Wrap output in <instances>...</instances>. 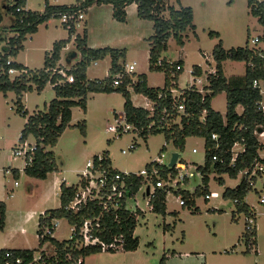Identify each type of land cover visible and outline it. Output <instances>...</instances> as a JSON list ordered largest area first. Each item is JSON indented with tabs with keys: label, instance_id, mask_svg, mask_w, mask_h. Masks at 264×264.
<instances>
[{
	"label": "rangeland",
	"instance_id": "374dc122",
	"mask_svg": "<svg viewBox=\"0 0 264 264\" xmlns=\"http://www.w3.org/2000/svg\"><path fill=\"white\" fill-rule=\"evenodd\" d=\"M2 1V0H0ZM75 0H51V3H72ZM264 1V0H263ZM32 10H42L44 0H28ZM166 5L175 9L190 6L193 11L194 29L184 32V44H176L173 37L167 41V48L161 57L167 61H182V72L177 79L178 88L194 85L201 89L206 83V74L214 69L212 49L219 42L226 50L244 46H255L251 39L262 31V24L253 16L247 5V0H165ZM109 4H93L84 11V18L74 26V32L79 34L87 28L89 45L93 48L117 47L124 50L118 64L124 65L135 61L133 76L147 73L149 85L163 86L164 72L150 70L149 37L153 34L150 20L129 15L127 22L116 20L111 13ZM167 16V12L164 13ZM10 15H4L0 26V48L11 34L7 28ZM210 31H216L218 36H211ZM76 32L74 33V35ZM68 36L67 29L59 18H51L40 23L36 32L29 34L23 41V49L15 59L31 70L43 66L44 55L55 40ZM264 48V42L258 44ZM257 46V45H256ZM66 47V46H65ZM74 48L66 50L60 65L69 68L74 64L66 62V54ZM61 59V57H60ZM59 59V61H60ZM194 65H200L203 72L197 77L191 73ZM110 57L94 61L86 69L87 79H102L110 70ZM226 76L242 74L245 69L244 61L225 59L222 63ZM13 77V75H12ZM11 77V79H13ZM264 89V82L262 83ZM129 90L130 86L127 87ZM174 94L179 89H174ZM55 97L53 86L46 82L41 91L33 88L23 94L21 101L28 112L45 110L49 102ZM131 100L136 106L153 111L152 102L140 94L131 91ZM264 101V93L262 94ZM16 96L13 91L5 94L0 91V201L6 205L5 226L0 230L1 248H29L35 253L44 248L52 252V245H39L37 238L38 219L41 211L59 206V187L53 185L55 178H62L67 185L76 183L86 167L87 160L106 154L113 168L120 171L136 173L144 170L147 163L159 160L168 166L173 152L178 153L177 163L182 161L186 169L178 170L186 173L188 181H180L178 187L190 192L201 183L197 165L204 162V146L201 137L186 138L184 148L175 150L171 142H166L163 132L152 133L143 138L137 131L129 129L117 132L111 131L108 125H116V118L120 124L126 122L123 117L124 97L121 92H90L87 96L86 110L80 106H73L70 125L60 134L53 147H47L53 153L58 169L48 172L45 179L31 177L22 169L23 158L12 155L23 142L18 138L23 127L24 118L16 111ZM212 107L223 116L226 110L225 92L218 93L211 101ZM29 113V114H30ZM120 115V116H119ZM178 122V119L175 120ZM80 123L85 124V134L81 133ZM259 140L264 145V132H257ZM131 142L137 145L128 149ZM26 143L33 144L34 138L28 137ZM165 145V148H162ZM197 149L192 152V148ZM234 147V152L240 149ZM122 149L126 152L123 153ZM264 157V150L259 152ZM263 170L253 177V186L247 192L244 200L255 209L256 246L248 254H244L246 245L240 238L244 229L245 216L235 211V205L230 199L222 197L225 187H234L243 177L238 173L235 179L223 174L224 183L220 185L215 173H210L208 191L211 196L204 198V194L195 197V205L181 206L178 195L171 189L166 195V212L164 215L151 211L143 196L145 186L136 194L135 200L129 199L131 207L139 206L143 216H138L134 234L139 243L135 250L99 251L85 257L84 264H161L168 259L186 253L184 258H175L169 264H264V203L259 202V196L264 194V163ZM20 168L18 176L10 167ZM175 178V177H174ZM176 179L179 180L178 177ZM18 184L15 185L14 181ZM235 214L236 220H232ZM70 231L66 219L56 220L52 236L57 240L69 238ZM191 255V257H190ZM204 261V263H202Z\"/></svg>",
	"mask_w": 264,
	"mask_h": 264
},
{
	"label": "trees",
	"instance_id": "16d2710c",
	"mask_svg": "<svg viewBox=\"0 0 264 264\" xmlns=\"http://www.w3.org/2000/svg\"><path fill=\"white\" fill-rule=\"evenodd\" d=\"M25 2L26 0L0 1V26L4 15L11 17L9 25L4 28L11 34L0 48V91L4 94L7 91L15 93L16 111L25 119L18 140L24 142L28 137L34 138L35 147L31 153V160L23 169L27 175L44 179L48 172L58 169L53 153L47 147H53L64 129L71 126L73 106H80L83 111L86 110L87 96L90 92H121L124 97V120L143 138H147L152 133L163 132L165 141L171 142L175 150L184 148L187 137L196 136L203 139L204 162L196 167L201 183L192 192L179 187L176 189L169 187L173 192L180 193L183 197L181 206L195 205V197L202 193L204 198L208 199L205 195L210 193L208 191L210 173H215L217 182L222 185L224 183L223 174L235 179L238 173L250 168L256 161L264 163V157H260L259 154L261 150H264V145L257 134L258 128H262L264 131V108H262L264 101L259 87L253 85V80L264 79V56L259 55L260 52L264 53L263 49L255 46L250 47L246 42L244 46L226 50L219 40L212 49L214 70L206 74V83L202 85V89L199 90L194 85L178 88L177 79L182 72V61H167L161 57V53L166 50L170 37L174 38L176 44L182 46L184 32L194 29L193 11L190 6H181L175 9L171 5H166L165 0H75L68 4H51L48 0H44L43 10L39 11L26 9ZM131 3L136 4V13L139 18L152 22L153 34L149 37L148 63L150 70L164 72L163 86H149L144 73L137 74L134 82H131V79L127 77L123 84L112 86V75L121 69L117 60L120 55L124 54V50L109 46L89 47L87 29L84 27L80 34L75 35L74 49L66 56L67 62L72 57L78 56L77 61L66 70L68 74L73 75V81L54 85L55 97L49 102L47 108L29 114L21 101L23 94L33 88L37 91L43 89L49 80L50 68L54 67L60 58V52L66 46L71 34L74 33V28L67 29L69 34L67 38L53 42L50 53L46 52L44 55L43 66L36 70H31L13 59L23 49V41L26 37L36 32L40 23L51 18H58L64 12L85 11L93 4H110L112 16L118 21H124L126 6ZM247 5L250 13L256 16L264 26V1L247 0ZM165 12H167V16L164 15ZM209 34L218 36L216 31H210ZM107 55L110 57L109 74L102 79H87L86 69L91 61L103 59ZM225 59L244 61V73L226 77L222 70V62ZM8 60H10L9 63H7ZM176 64L181 65L180 69H175ZM10 67L23 72L11 79L8 74ZM172 72H174L173 77L171 76ZM192 74L197 77L201 76V67L194 65ZM172 80H174L173 83ZM127 85H130V90ZM171 87L179 89L178 96H172ZM131 91L143 94L149 99L152 102L153 111L150 112L147 108L135 106L131 100ZM222 91L226 96L224 116L211 106V100ZM178 103L184 105L183 111L177 110ZM237 106H242L241 113L236 111ZM176 119L178 122L175 121ZM79 126L81 133L85 134V124L80 123ZM212 134L216 135L215 139L212 138ZM133 143L134 146L137 145L136 142ZM235 143L240 145L241 149L234 156L232 147ZM162 148H165V145ZM92 160L94 169H106L108 175L119 172L118 169L112 167L111 160L106 154L102 155L100 159L95 156ZM153 168H156L158 176L165 180L169 175L172 178L175 177L178 172L175 164L167 166L156 160L147 163L144 167L149 173ZM13 172L15 176H18L19 173L16 169ZM156 178L153 176L152 183ZM142 180V176L136 174L127 178L126 183L130 192L135 193ZM182 181L187 182V177L184 176ZM86 182L80 176L76 183L67 185L62 182L60 184L59 206L45 209L43 213H40L37 234L40 235L44 227L49 225L53 219L64 218L70 223L79 225L87 217L99 215V228L95 231V235L105 243L111 242L116 237L121 240L116 241L117 244H121V247L106 250H102L99 244L79 247L81 241L79 236L60 241L51 235L37 237L39 245L48 242L61 256L69 253L71 258L76 259L81 256L83 260L87 255L99 251L135 250L139 239L134 234V229L138 222L137 217L143 216L141 210L138 209L134 213L120 207L100 214L101 206L97 199L87 202L77 212L66 209V205L73 198L76 189L79 186H85ZM179 184L180 181L177 186ZM252 186L246 175H243L236 186L224 188L222 197L233 202L236 212L243 213L245 218H252L255 222V209L244 200ZM167 193L168 188L165 187L154 189L149 199L151 211L161 215L165 214ZM4 226L5 203L0 201V230ZM242 240L246 245V252L254 249L256 226L249 228L248 222L244 221ZM7 249L24 256L25 259L31 258L33 254V250L29 248H1L0 264H2L4 252ZM164 258L161 260V264H165Z\"/></svg>",
	"mask_w": 264,
	"mask_h": 264
},
{
	"label": "built area",
	"instance_id": "2783aa9c",
	"mask_svg": "<svg viewBox=\"0 0 264 264\" xmlns=\"http://www.w3.org/2000/svg\"><path fill=\"white\" fill-rule=\"evenodd\" d=\"M61 21V24L66 28L69 29L71 27L74 28V26L78 25L81 20L84 18V11H70V12H64L60 14L58 17ZM252 43L255 45V47H258L260 49H263V47L259 46L258 44L261 42H264V26H262V31L260 34L256 35L251 39ZM257 45V46H256ZM259 55L261 57L264 56L263 52H260ZM10 60L7 61L9 63ZM135 61L129 64L121 65V69L116 71L112 75V81L111 85L116 87L124 83L125 79L129 77L131 79V82H134L136 80V76H133L132 73L134 72L135 68ZM181 65L176 64L175 69H180ZM66 67H63L60 64H55L54 67L50 68L49 70V80L50 84L52 86L62 84L63 82H72L73 81V75L67 73ZM21 70L15 69L10 67L8 69V74L10 78H14L15 76L19 75ZM192 73V70H191ZM57 75V77H55ZM171 76H174V72L171 73ZM55 77V78H54ZM172 83L174 80L171 81ZM264 82V79H255L253 80V85L259 87L260 93H264V89H262V83ZM176 83V82H175ZM130 85H127V87ZM174 89H178L176 87H171L170 92L172 96H178V94H174ZM202 89V88H201ZM199 89V90H201ZM264 108V107H262ZM177 110L183 111L184 105L182 103L177 104ZM120 116V115H119ZM121 118L124 119V117L121 116ZM117 124L116 125H108L109 130L117 132L118 129L123 131L134 129L130 124L125 123L124 125L120 124V119L116 118ZM201 120H203V117H201ZM161 127V126H159ZM264 132V131H263ZM212 138H216L215 134L211 135ZM238 145L235 143L232 147V150L234 152V147ZM35 147V144L26 143V141L23 142L22 147H17L12 155V158H15L16 156H22L23 158V167L24 169L25 165L31 160V153ZM134 143L131 142L128 145V149L134 148ZM241 149V148H240ZM239 149V150H240ZM238 150V151H239ZM197 149L195 147L192 148V152H196ZM237 151V152H238ZM122 152L125 153L126 151L122 149ZM237 152H234V156ZM100 159L101 157H97ZM178 159V157H177ZM176 162L174 163L175 166L178 168L181 167V169H186L185 162ZM213 159H215V156H213ZM157 161V160H156ZM157 162H160L159 160ZM161 163V162H160ZM178 165V166H177ZM169 166V165H168ZM86 167L80 176L84 178L87 182L85 186H79L78 189H76L73 198L68 202L66 205V209L77 212L79 211L83 206L87 204L89 201H93L94 199H97L98 204L101 206L100 214L104 211L109 212L110 210H115L120 207H123L124 209L136 213V211L140 209L139 206L135 205V207H131L128 204L129 199L135 200L136 194L140 191L142 186H145V191L143 196L146 197V202L149 205V208L151 209V205L149 202L150 194L154 191L156 187H165L168 188V191H170L169 187H173L174 189L178 188L177 183L178 181H182L184 176L188 177L186 173L182 174L179 170L177 172V175L175 178L168 176V179L160 178L157 174V169L153 168L151 172H147L145 169L136 173L127 172V171H120L115 172L111 175H108V172L101 169H94L93 168V160H87ZM4 169V166H0V170ZM9 169L6 168L4 171H8ZM11 170V168H10ZM263 167L261 165L260 161H256L250 168H247L243 171H241L244 175H246V178L250 185H253L252 179L255 177L256 174L259 172H262ZM132 174L141 175L143 180L139 187V189L132 193L130 192V189L127 187L126 180L129 178ZM153 176L157 177L155 182L152 183ZM176 177L179 178L176 179ZM14 184H18L17 180L14 181ZM149 187L148 193H146V189ZM178 195V203L181 205L183 203V197L181 194ZM211 196V192L207 195H205L206 198H209ZM259 202L264 203V194L259 196ZM142 211V210H141ZM143 212V211H142ZM43 213V211L41 212ZM99 215H95L92 217H87L83 220V222L79 225L73 224L68 222L69 225V231L70 235L68 239H72L75 236L81 237V241L79 242L80 246H87V245H97L99 244L102 250H106L108 248H120L121 244H117L116 241H121L120 239L114 237L113 240L109 243H105L102 240L99 239L97 235H95V231L99 228ZM56 220H51V223L44 227L42 233L40 235L37 234V237H43L44 235H51L53 234V231L55 229ZM245 221L248 222V227L253 228L255 226V222L252 218H245ZM52 252H48L46 249L41 248L36 253L33 251V254L31 258L25 259L24 256L16 254L11 249H7L4 252V257L2 260V264H82L83 263V257L79 256L76 259L71 258L69 253H65V255L61 256L59 252H57L54 247L52 246Z\"/></svg>",
	"mask_w": 264,
	"mask_h": 264
},
{
	"label": "crops",
	"instance_id": "0c3cea01",
	"mask_svg": "<svg viewBox=\"0 0 264 264\" xmlns=\"http://www.w3.org/2000/svg\"><path fill=\"white\" fill-rule=\"evenodd\" d=\"M48 2L49 3H51V0H48ZM51 4H54V3H51ZM55 4H68V3H55ZM110 5V4H109ZM92 6V5H91ZM91 6H89L88 8H87V10H89L90 8H91ZM111 6V5H110ZM25 8L26 9H31L30 8V4H29V2H28V0H26V2H25ZM111 8V13H112V6L110 7ZM32 10V9H31ZM42 10H43V8H42ZM42 10H39V11H42ZM129 15H137V13H136V4L135 3H131V4H129L128 6H126V18H125V20L124 21H122V22H127V20L126 19H128V17H129ZM47 22V21H46ZM44 23V22H43ZM2 26V25H1ZM37 29H38V27H37ZM87 29V28H86ZM1 30V29H0ZM68 32V31H67ZM76 32V34H79V32H77V31H75ZM74 32V33H75ZM74 33L73 34H71V36H70V38H69V41L66 43V47H63L62 48V50H61V52H60V57H61V59H60V61H59V59L57 60V62H56V64H60L61 63V60L63 59V56H64V54H65V52H66V50H68L69 49V47H71L72 46V48H74V37H75V35H74ZM68 36H69V34H68ZM67 36V37H68ZM67 37H65V38H67ZM65 38H60V39H65ZM59 40V39H58ZM56 41V40H55ZM87 44H88V46L90 47V45H89V39L87 38ZM121 44H119L117 47H114V48H116V49H121V48H119V46H120ZM24 47V46H23ZM110 47V46H109ZM250 47H252V46H250ZM113 48V47H112ZM51 49H52V47L50 48V50L49 51H47L48 53H50V51H51ZM20 52V51H19ZM18 52V53H19ZM125 52V51H124ZM70 53V52H69ZM69 53H67L66 54V56L69 54ZM125 54V53H124ZM18 55V54H17ZM16 55V56H17ZM105 57H107V56H105ZM105 57L103 58V59H105ZM73 58V57H72ZM69 59V61L70 62H68V63H71V61L74 59V63L77 61V59H78V56H74V58L73 59ZM16 62H18V63H21V62H19V61H17L16 59H15V57L13 58ZM102 59H99V60H95L94 61V64H97V62L98 61H101ZM225 61V60H224ZM223 61V62H224ZM232 61H235V60H232ZM60 62V63H59ZM66 62H67V60H66ZM222 62V63H223ZM21 64H23V63H21ZM71 64H73V63H71ZM23 65H25V64H23ZM121 65V64H120ZM26 66V65H25ZM200 66V65H199ZM26 67H28V66H26ZM201 67V66H200ZM202 69V68H201ZM214 70V69H213ZM212 70V71H213ZM222 70H223V68H222ZM245 70V69H244ZM202 72H203V70H202ZM211 72V71H210ZM224 73V72H223ZM244 73V72H243ZM242 73V74H243ZM145 75H146V81H147V84L149 85V80H148V75H147V73H144ZM242 74H237V75H242ZM226 76V75H225ZM226 77H229V76H226ZM149 86H151V85H149ZM45 87V86H44ZM43 87V88H44ZM154 87H156V86H154ZM158 87H161V86H158ZM136 93V92H135ZM130 94H131V92H130ZM143 95V94H142ZM144 96V95H143ZM145 97V96H144ZM146 98V97H145ZM146 100L147 101H149L150 102V100L149 99H147L146 98ZM212 101V100H211ZM132 103L134 104V102L132 101ZM212 103V102H211ZM135 106H136V104H134ZM212 106V105H211ZM149 108V107H148ZM147 108V109H148ZM26 109V108H25ZM27 110V109H26ZM28 111V110H27ZM236 111L238 112V113H241V111H242V106H237V108H236ZM28 113H30V112H28ZM225 114V113H224ZM22 167H23V165H22ZM11 168V171H14V169H16L17 171L18 170H20V168H18V167H15V166H12V167H10ZM56 172V171H55ZM19 173V172H18ZM48 175V174H47ZM47 177V176H46ZM45 179V178H44ZM232 179V178H231ZM62 182H64L65 183V181H63V177L62 178H55V181H53V185H56V186H58L59 187V191H60V184L62 183ZM66 184V183H65ZM17 185V184H16ZM166 203V202H165ZM166 205V204H165ZM5 209H6V205H5ZM48 209V208H47ZM166 211V210H165ZM42 212V211H41ZM234 215V216H233ZM232 215V220H236V217H235V214H233ZM244 230V229H243ZM242 233H243V231L241 232V235H240V238L242 239ZM243 241V240H242ZM46 243H48V242H46ZM257 243V242H256ZM255 253L257 252V249L255 248ZM249 252H251V250H249L248 252H246L245 250L243 251V253L244 254H248ZM188 255L186 254V253H183V252H179V255H175L173 258H170V259H168V261H167V263H165V264H169L170 263V261L171 260H173V259H175V258H184V257H187ZM190 257H191V255H190ZM85 260V259H84ZM202 263H204V261H202Z\"/></svg>",
	"mask_w": 264,
	"mask_h": 264
},
{
	"label": "water",
	"instance_id": "95a60500",
	"mask_svg": "<svg viewBox=\"0 0 264 264\" xmlns=\"http://www.w3.org/2000/svg\"><path fill=\"white\" fill-rule=\"evenodd\" d=\"M257 132H263L262 128H258ZM177 157H178V153L173 152L170 159H169L168 165L172 166L176 162ZM148 191H149V187H147L146 193H148Z\"/></svg>",
	"mask_w": 264,
	"mask_h": 264
}]
</instances>
